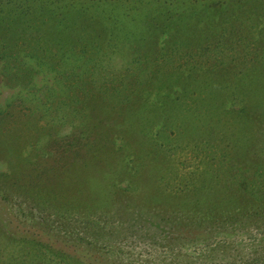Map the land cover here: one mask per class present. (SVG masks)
Segmentation results:
<instances>
[{
  "label": "rangeland",
  "instance_id": "374dc122",
  "mask_svg": "<svg viewBox=\"0 0 264 264\" xmlns=\"http://www.w3.org/2000/svg\"><path fill=\"white\" fill-rule=\"evenodd\" d=\"M24 4L0 264H264V0Z\"/></svg>",
  "mask_w": 264,
  "mask_h": 264
},
{
  "label": "trees",
  "instance_id": "16d2710c",
  "mask_svg": "<svg viewBox=\"0 0 264 264\" xmlns=\"http://www.w3.org/2000/svg\"><path fill=\"white\" fill-rule=\"evenodd\" d=\"M24 2L23 0H0V61H3L2 67L11 79L19 78L18 73H12V71L20 70L18 65L28 58L23 53L30 59L35 58L34 60L41 61L45 58L44 54L48 53V46L51 43L48 40H43L44 43L41 41L40 44L37 42V33L43 28L37 26L35 18L30 16L31 9L24 7ZM10 34H17L13 35L16 38L13 37L15 41L12 43L6 39ZM45 63L54 62L46 61Z\"/></svg>",
  "mask_w": 264,
  "mask_h": 264
}]
</instances>
